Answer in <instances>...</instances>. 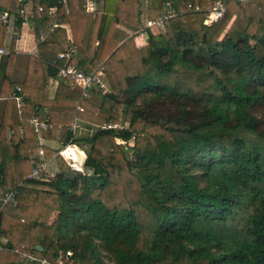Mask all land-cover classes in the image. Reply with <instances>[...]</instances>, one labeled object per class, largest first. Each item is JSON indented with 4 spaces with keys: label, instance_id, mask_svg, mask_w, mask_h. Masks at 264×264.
<instances>
[{
    "label": "trees",
    "instance_id": "trees-1",
    "mask_svg": "<svg viewBox=\"0 0 264 264\" xmlns=\"http://www.w3.org/2000/svg\"><path fill=\"white\" fill-rule=\"evenodd\" d=\"M28 1L40 54L22 82L13 78L16 35L7 40L0 21L9 49L0 61V193L16 189L41 214L24 217L18 204L4 228L0 202V264H34L25 250L54 263L72 250L75 264H264V0H222L226 12L212 23L218 0H105L97 13L88 0H0V9L20 28ZM167 5L177 14L165 29L146 27ZM142 28L147 44L138 46ZM68 62L87 72L102 64L116 97L97 87L84 96L71 77L52 96L49 80ZM34 116L48 122L47 139L91 144L83 170L59 155L54 176L30 177L41 147ZM77 116L79 126L95 123L92 136H75ZM111 121L127 127L98 126ZM42 148L45 161L58 152Z\"/></svg>",
    "mask_w": 264,
    "mask_h": 264
},
{
    "label": "built area",
    "instance_id": "built-area-1",
    "mask_svg": "<svg viewBox=\"0 0 264 264\" xmlns=\"http://www.w3.org/2000/svg\"><path fill=\"white\" fill-rule=\"evenodd\" d=\"M26 5V3H24ZM23 4V8L21 9V13L27 12L25 5ZM100 5V6H99ZM104 6V0H101L100 3L96 2L95 0H88L86 4V9L89 12L97 13L103 10ZM189 9L193 10H200L201 7L199 5L193 6L192 3L188 5ZM39 11H43L44 7L42 5H39L38 7ZM57 10V6H53L50 8V14L52 16H55ZM226 7L225 3L222 0L216 1L210 8H208L206 23H212L213 21H219L225 14ZM177 14V10L173 7H169L166 9L165 12L160 14L159 16L148 19L146 22V27H158L160 29H165V21L173 17ZM0 21L6 25H9L11 22V13L7 10H1L0 9ZM41 38H44V35H41ZM9 53V49L4 46L0 45V61L2 60L3 56ZM60 58H66L69 59L71 57L70 52H61L59 53ZM71 77V79L74 81L77 88H80L82 94L84 96L90 95V89L97 87V88H103L106 86L105 84V72L103 69L102 64H100L94 71L87 72L73 63L68 62L66 65L58 66V74L54 76L52 79L53 81L60 82V79ZM20 86H17V89L15 92H13L12 96L16 99L18 106L20 108H23L25 105L24 96L22 94H18L17 92L20 91ZM106 90V89H105ZM84 107L79 105L78 111H84ZM31 125L34 127L40 141L43 139L42 133L45 129L48 127V122L46 120H42L39 118V116H34L30 119ZM79 116H77L70 127L74 133L76 129L79 126ZM101 129H110L115 128L118 130L124 129L127 127L126 124H120L116 122H104L101 125H98ZM77 144L75 143H68L64 145L61 149H59V154H61L66 161L72 166L74 169H77V154L78 152ZM37 157H39L40 162L34 167L32 173L30 174V177H40L42 175V172L47 169V163L44 160V149L42 146L39 149V153L37 154ZM71 160V161H70ZM0 202L2 204V207L4 206H17L19 204L17 192L16 189H7L5 192L0 193ZM5 238L0 233V248L3 247V242H5ZM22 246L24 248H31L29 244L22 243ZM22 257L24 259V262H32L34 264H75V260L73 259V251L68 250L66 252L65 259L63 261H60V263H54L47 257H40L35 252L25 250L21 252Z\"/></svg>",
    "mask_w": 264,
    "mask_h": 264
},
{
    "label": "crops",
    "instance_id": "crops-1",
    "mask_svg": "<svg viewBox=\"0 0 264 264\" xmlns=\"http://www.w3.org/2000/svg\"><path fill=\"white\" fill-rule=\"evenodd\" d=\"M95 1L100 3L101 0H95ZM104 4H105V0H104ZM25 8H26L27 12L22 13L23 23H22V26L20 28L15 23L14 15L11 14V22L8 25V32H7V37H6V39L9 40L10 36L12 34L16 35V42H15L16 59H15V64H14L13 78L19 82L24 81V79L26 77L27 66H28L30 56H39V54H40V51H39L40 39L35 34L34 21L32 18L34 16V4H33V2L32 1L26 2ZM103 11H104V6H103V10H101L100 12H103ZM52 17H55V16H52ZM61 26L66 27L68 29L69 38H70V40H73V32H72L70 25L69 24H61ZM135 40H136L138 46H142V45L147 44L146 34H145V31L143 30V28L141 31H139L135 35ZM49 84H50L51 94H52V96H54V94L56 92V88L59 85V82L53 81V79L50 78ZM0 119H1V111H0ZM95 130H96L95 123L90 122L89 120L83 118V120L80 123V126L78 127V129L75 132V136L76 137H90L94 134ZM38 140H39V145L42 147L44 145H45V147H46V145H50L52 149H58V152L55 151L53 153V155L51 156V158L48 161H46L47 170H48L47 172H50L51 170L57 171L58 170L57 159H58V153H59V149H60V146L62 144V141L60 139H58L60 141V142H58L57 140L47 139L45 137H43V139L41 141H40V139H38ZM77 148L79 150L78 152L76 151V154H77V163L76 164L78 166L77 169L83 170L84 169L83 164H84V161H85L86 156H87V151H86L87 147H86V144L83 143L82 146L77 145ZM53 161H55L54 165H53ZM32 163L34 164V158L32 159ZM56 171L54 173L50 172L51 173L50 176L51 177L54 176ZM44 175H47V173ZM21 205H22L23 209H20V210H22L24 212H27V210H28V212L33 211V208L30 207V203L22 202ZM1 210L3 212L2 225L4 228H6L9 224V221H10L9 220L10 219V212L6 211L5 208H2ZM33 234H37V233H33Z\"/></svg>",
    "mask_w": 264,
    "mask_h": 264
},
{
    "label": "rangeland",
    "instance_id": "rangeland-1",
    "mask_svg": "<svg viewBox=\"0 0 264 264\" xmlns=\"http://www.w3.org/2000/svg\"><path fill=\"white\" fill-rule=\"evenodd\" d=\"M166 7H170V6H166ZM144 30V29H143ZM20 33V32H19ZM20 35V34H19ZM105 81V84H106V86L105 87H103L102 89H108V91H110V85H109V83H107L106 82V79L104 80ZM120 98H124V96L121 94L120 96H119ZM258 113L260 114V115H264V111L263 110H259L258 111ZM91 144H86V147H87V153H88V151L91 149V146H90ZM125 145L126 144H124L123 146L125 147ZM129 145V144H128ZM62 147H64L62 144H61V146H60V149L62 148ZM77 149V148H76ZM127 153L130 155V156H133L134 155V152H133V149L129 146L128 148H127ZM62 156L61 154H59L58 153V156ZM63 157V156H62ZM64 158V157H63ZM62 158V159H63ZM64 161H66L65 159H63ZM71 161V160H70ZM55 164V161H53V165ZM57 164H58V169H59V166H60V162H59V160H57ZM66 164H67V166L69 167V168H71V169H74L72 166H70V164L68 163V161H66ZM83 168H84V165H83ZM48 171V170H47ZM56 170H51L50 172L51 173H54ZM50 172H47V175H44L43 177L44 178H48L49 176H50ZM23 202V200L22 201H20V203H19V205L21 204ZM14 207L15 206H13V207H11V206H4V207H2V208H5L6 209V211H8V212H10V213H12V211H17V210H15L14 209ZM22 207V206H21ZM30 207H32L33 208V211L32 212H28V210H27V212H24V211H22V215L25 217V216H31V217H39L40 216V214H41V208L39 207V206H36V205H34V204H30ZM23 209V208H22ZM12 210V211H11ZM24 219V218H23ZM32 233H38V230H37V228H33L32 229ZM25 241H27L28 242V240H27V238H26V240ZM29 243V242H28ZM109 263H111L110 261H109Z\"/></svg>",
    "mask_w": 264,
    "mask_h": 264
},
{
    "label": "water",
    "instance_id": "water-1",
    "mask_svg": "<svg viewBox=\"0 0 264 264\" xmlns=\"http://www.w3.org/2000/svg\"><path fill=\"white\" fill-rule=\"evenodd\" d=\"M96 53H97V51H95L94 56L96 55ZM107 95H109L111 97H116V95L115 94H112L111 91H108L107 92ZM37 248L40 249V250L43 249L40 245H37Z\"/></svg>",
    "mask_w": 264,
    "mask_h": 264
}]
</instances>
